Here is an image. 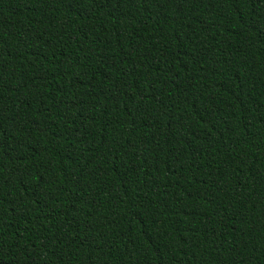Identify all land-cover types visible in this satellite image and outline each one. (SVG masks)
I'll return each mask as SVG.
<instances>
[{
	"label": "trees",
	"instance_id": "trees-1",
	"mask_svg": "<svg viewBox=\"0 0 264 264\" xmlns=\"http://www.w3.org/2000/svg\"><path fill=\"white\" fill-rule=\"evenodd\" d=\"M0 264H264V0H0Z\"/></svg>",
	"mask_w": 264,
	"mask_h": 264
}]
</instances>
